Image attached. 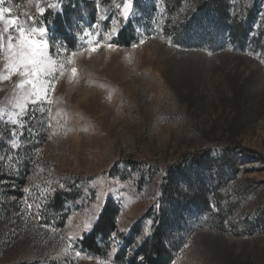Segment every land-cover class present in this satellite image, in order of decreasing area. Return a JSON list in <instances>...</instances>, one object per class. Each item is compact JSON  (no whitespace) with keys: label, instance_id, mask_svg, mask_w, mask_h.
I'll use <instances>...</instances> for the list:
<instances>
[{"label":"rangeland","instance_id":"1","mask_svg":"<svg viewBox=\"0 0 264 264\" xmlns=\"http://www.w3.org/2000/svg\"><path fill=\"white\" fill-rule=\"evenodd\" d=\"M225 4L222 22L196 0H3L51 71L24 99L0 51V264H147L157 227L168 264H264V0Z\"/></svg>","mask_w":264,"mask_h":264},{"label":"trees","instance_id":"2","mask_svg":"<svg viewBox=\"0 0 264 264\" xmlns=\"http://www.w3.org/2000/svg\"><path fill=\"white\" fill-rule=\"evenodd\" d=\"M201 2L202 6L200 7L201 9H208V11L210 12H220L221 18H222V22H226L227 18H228V11H227V6L225 4V0H208L209 3H205L204 0H196ZM89 4V3H86ZM204 6V8H203ZM222 9V10H219ZM210 12V14H211ZM224 12V13H223ZM71 13V9H67L64 8V15L62 16H58L55 19V24L57 26V29L60 33L63 34V36L65 37L67 43L69 45H74V42L72 40L71 37H69V35H67L63 28H62V23L61 21L65 20L68 18V16ZM235 29L240 30L241 27L238 25H234L233 26V30L235 31ZM119 42L125 46H129L131 43V40H133V38L130 36L129 33H127V31H122L121 34L119 35ZM252 120H250V118H245L241 123L240 121H237L236 123L239 124V126L236 127V131L239 129L244 128L245 126H247ZM194 164H197L198 166H202L200 164L199 161H196ZM169 175H171V173H169ZM172 180V179H171ZM170 181V180H169ZM171 183V182H170ZM164 187V192H166V194L168 193V189L170 187V185L167 183L163 184ZM181 192V191H180ZM203 198V203L205 204V206L208 205L209 200L206 196H200ZM190 199V198H188ZM193 199H197L196 196H194L192 199H190V201ZM50 208L56 212L62 213L66 210L65 208V204L63 202V197L62 196H57L55 197L50 203H49ZM48 206V208H49ZM117 211L115 209L112 208L111 203L109 202L102 214L99 217V220L93 230V232L84 237L83 240L81 241L80 245L81 248L84 250L89 251L90 253L94 254L95 256H104L105 253L103 251V249L101 248L100 244L97 241L98 237H102L103 240H105L108 235L109 232L113 229H115V217H116ZM220 233V236H223L222 230H218ZM164 231L162 229V227H157L154 231V233L151 236V240L145 242L142 247H141V253L143 255V258L145 259V262L147 264H168L170 259H171V251L166 249L165 247V243L164 242ZM119 261H121V258H118Z\"/></svg>","mask_w":264,"mask_h":264},{"label":"snow or ice","instance_id":"3","mask_svg":"<svg viewBox=\"0 0 264 264\" xmlns=\"http://www.w3.org/2000/svg\"><path fill=\"white\" fill-rule=\"evenodd\" d=\"M2 4L3 0H0V5ZM13 31L17 34L16 36L12 35ZM33 31L26 28L12 14L11 8L0 7V51L6 52L12 72L19 71L22 77L28 78L18 85L20 89H25L26 85L30 86L31 90L24 92V99H27L29 95L39 97L46 94L47 89L40 78L50 75L51 71L49 58L44 52V49L48 48V44L38 41L34 37ZM4 34H8L6 49L3 44ZM96 50V47L91 49L93 52ZM71 71L75 76L76 68L73 67ZM19 106L23 107V105Z\"/></svg>","mask_w":264,"mask_h":264}]
</instances>
